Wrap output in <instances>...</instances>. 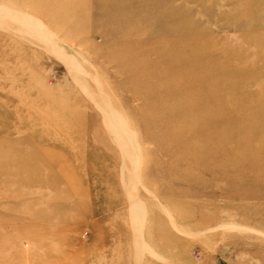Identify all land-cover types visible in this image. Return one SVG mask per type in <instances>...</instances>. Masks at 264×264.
Masks as SVG:
<instances>
[{
  "label": "rangeland",
  "instance_id": "374dc122",
  "mask_svg": "<svg viewBox=\"0 0 264 264\" xmlns=\"http://www.w3.org/2000/svg\"><path fill=\"white\" fill-rule=\"evenodd\" d=\"M0 8V264H264V0Z\"/></svg>",
  "mask_w": 264,
  "mask_h": 264
},
{
  "label": "bare ground",
  "instance_id": "6f19581e",
  "mask_svg": "<svg viewBox=\"0 0 264 264\" xmlns=\"http://www.w3.org/2000/svg\"><path fill=\"white\" fill-rule=\"evenodd\" d=\"M7 13L10 14V16L5 15ZM11 13L6 12V10L4 11V8H0V15H2V18L4 21L6 20V22H8V23L17 24L16 26H17L18 30L24 34L30 35V33L33 32V34L36 35L37 38L42 43H44L48 49L52 50V52H54L56 55H58V57L61 58V60H65V64L67 65L71 74H75L76 76L79 75L80 77L82 75H85V73H83L84 71L79 66V62L77 63L73 59V57L68 55L67 51H63L64 50L63 46H58V44H57L58 42L54 41L53 38L51 37L50 31H48V30L46 31V30L41 29V27L35 26V25H37L36 22L28 20L25 17V15H23V14H17L16 12L13 14H11ZM80 77H79V79H81ZM76 80L78 81L77 78H76ZM88 92H89L90 96H92V99L94 100V102H96L98 108L100 110H102V112L104 114L105 121L110 126L112 133L115 134L116 139L119 141L121 139V137H126V139H129V140L134 142L135 137L128 130L127 124H126L125 120L123 119L122 115L118 114L115 110H113L112 105H109L108 102L105 103V101L100 96H97L96 94L100 93L104 97H107V96L105 94H103L101 90L99 92H94L93 90L88 89ZM93 92L95 93V95L93 94ZM124 132H126L127 134ZM132 155H135L134 152H132ZM135 182H136V180H135ZM132 183H134V182H132ZM140 212H141V210H140ZM137 214H138V212H137Z\"/></svg>",
  "mask_w": 264,
  "mask_h": 264
}]
</instances>
